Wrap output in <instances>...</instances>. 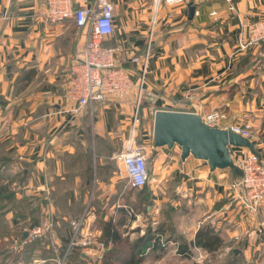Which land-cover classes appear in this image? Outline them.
Instances as JSON below:
<instances>
[{"label":"crops","instance_id":"0c3cea01","mask_svg":"<svg viewBox=\"0 0 264 264\" xmlns=\"http://www.w3.org/2000/svg\"><path fill=\"white\" fill-rule=\"evenodd\" d=\"M47 2L0 0V185L14 189L0 195V240L19 262L57 264L60 251L51 244H69L67 219L80 215L88 200L104 221L124 218L120 229L129 224L138 229L128 217L132 208L118 204L123 192L129 193L125 185L117 189L116 178L125 179L114 155L128 137L139 90L144 120L156 109L201 115L227 111L236 118L225 123L249 127L264 160V39L242 52L235 42L242 23L249 39L253 26L264 21V0H232L234 9L229 0H112L115 32L106 42L118 46L132 87L127 95L90 104L79 116L67 112L72 101L65 93L85 31L73 18L49 22ZM88 3L94 6L97 0ZM69 4L79 8L87 2ZM189 4L195 5L193 16ZM147 51L145 71L141 63L129 61V53ZM240 63L248 65L245 72L238 71ZM142 126L151 191L146 212L156 221V212L164 216L170 207L166 213L173 221L158 222L157 230L163 227L162 237L179 242L164 251L158 247L137 264H264V201L257 211L242 205L230 189L241 173L211 170L191 154L182 159L178 144L155 146L153 118ZM230 148L236 158L247 152ZM170 190L177 195L173 199L167 198ZM46 211L54 212L56 228L50 236L30 239L29 227L39 224ZM205 224L222 241L219 248L192 246L191 256L180 255L182 239L194 241ZM41 251L48 256H40ZM83 255L91 264L102 259L91 251Z\"/></svg>","mask_w":264,"mask_h":264},{"label":"built area","instance_id":"2783aa9c","mask_svg":"<svg viewBox=\"0 0 264 264\" xmlns=\"http://www.w3.org/2000/svg\"><path fill=\"white\" fill-rule=\"evenodd\" d=\"M88 1L86 0L87 4L82 7L72 8L69 0H48L45 12L49 22L61 23L66 18H73L76 26L85 31L86 37L83 49L75 57L65 93V96L72 101L71 105L66 109L72 116H79L85 107L90 104H101L117 96L127 95L132 87L131 73L119 60L118 46H113L106 42L107 38L115 32L112 0H97L94 6L89 5ZM173 1L177 2L179 0ZM229 1L232 3V0ZM230 9H233L232 4H230ZM242 26L245 27L246 24H242ZM257 26L254 36L246 41L242 37L239 38V47L242 51L246 50L253 42L264 39V21ZM129 54H131L129 61L141 63L143 71H145L148 51L144 55H137L134 52ZM138 94V101L133 114L132 132L125 146L116 156L114 155L120 167L119 174L126 179L127 184L132 188H141L149 180V159L146 146L138 145L134 141L139 120L140 90ZM55 112H48L46 115L53 116L52 114ZM201 116L204 122L214 127L222 126L221 122H225L226 119L224 118H227V114L222 109H215ZM229 128L247 138L250 136L249 132L238 124H232ZM236 165L240 168L241 175L234 179L230 189L237 192L242 205L248 211H257L261 205L260 203L264 201V161L260 155L249 152L236 158ZM129 215L137 217L141 213L135 214V211L131 209ZM95 219L96 209L88 200L82 214L70 221L72 236L64 254L59 258L61 264L66 263L69 254L77 246L81 247L83 252L89 253L91 251L99 259L103 257L108 246L104 241L99 240L92 231V223ZM56 221L54 212L53 216L42 218L39 224L29 227V238L36 239L41 236H50L55 229ZM155 222L154 220L152 223L154 224ZM153 230L156 231V236L160 235L157 225L154 226ZM159 240L163 251L171 244H178L177 241L167 240L164 237H160ZM51 247L56 253L60 250L59 243L52 242ZM149 252H152L151 247H148L144 254ZM8 264L23 263L12 261ZM25 264L36 263L28 262Z\"/></svg>","mask_w":264,"mask_h":264},{"label":"water","instance_id":"95a60500","mask_svg":"<svg viewBox=\"0 0 264 264\" xmlns=\"http://www.w3.org/2000/svg\"><path fill=\"white\" fill-rule=\"evenodd\" d=\"M190 15L195 13V5L189 4ZM153 141L155 146L181 147V158L193 155L203 159L211 170L229 168L240 172V168L230 155V146H241L258 155L255 143L233 130L213 127L204 122L201 114L193 111L156 109L153 119ZM241 173V172H240ZM239 250L236 248L234 253Z\"/></svg>","mask_w":264,"mask_h":264},{"label":"trees","instance_id":"16d2710c","mask_svg":"<svg viewBox=\"0 0 264 264\" xmlns=\"http://www.w3.org/2000/svg\"><path fill=\"white\" fill-rule=\"evenodd\" d=\"M241 175V174H239ZM143 195L139 199L138 204L141 205V208L138 210H147L146 205L150 201L151 191L148 188L147 183L141 187ZM14 189L11 187H5L0 185V195L10 194ZM135 211V209L133 208ZM132 219L134 216L131 217ZM125 224L124 218L118 222H114L112 219H108L101 222V230L102 234L100 236L101 241H104L105 244L110 245L109 248L104 253L102 259L97 261H93V263L99 264H137L141 261L145 256L144 252L148 247L152 248V251L160 250L158 247H161L163 250L160 237H162V232L164 228L158 227V231L160 232L159 236L155 235L156 231L149 230L146 231L142 235H138L133 239L127 238V236H123V229H120L121 225ZM130 225V224H129ZM128 226V225H127ZM126 226V227H127ZM125 229V227H123ZM169 228V226H168ZM170 229V228H169ZM166 230H168L166 228ZM153 232V233H152ZM21 236H23V232H19ZM2 238V237H0ZM155 238V239H154ZM167 240H172L171 236L166 238ZM195 240L192 242H186L182 239L179 243L177 251L180 255L184 257L191 256L190 248L192 246H197L201 248H205L208 250H216L222 244V241L217 238L214 230L208 225L205 224L202 228L198 230ZM178 241V240H177ZM179 242V241H178ZM66 245L60 247V253L64 254ZM234 253V252H233ZM18 261L16 256L12 255L9 250V244L0 240V264H8L6 261ZM65 264H91L88 258H85L83 255V250L81 247L77 246L73 249V251L69 254L68 261Z\"/></svg>","mask_w":264,"mask_h":264},{"label":"rangeland","instance_id":"374dc122","mask_svg":"<svg viewBox=\"0 0 264 264\" xmlns=\"http://www.w3.org/2000/svg\"><path fill=\"white\" fill-rule=\"evenodd\" d=\"M232 5H233V3H231ZM233 9H234V6H233ZM262 22V21H261ZM260 22V23H261ZM242 24H246V26H247V23L245 22V23H242ZM258 24H256V25H254L253 26V32H252V34L250 35V37H252V36H254V31L256 30V28L258 27L257 26ZM245 26V27H246ZM245 27H243V28H241V30L239 31V33L237 34V36H236V45H237V47H236V50L238 51V52H242V50L240 49V47H239V38L240 37H242L243 38V40L244 41H246V40H248V39H246L245 38V34H244V32L242 31V29H244ZM249 37V38H250ZM248 48V47H247ZM246 48V49H247ZM243 51H246V50H243ZM249 65H251V64H249ZM248 65H243V64H239V66L237 67L238 68V71H244V70H246V68H248L247 67ZM245 72V71H244ZM141 108L139 107V113H138V118H139V120H138V122H137V130H136V133H135V138H134V141H135V143H137L138 145H144V146H146V144L145 143H143L144 141H143V139L141 138L142 136H143V126H142V124H144V122H145V120L146 119H148V121H150V119L151 118H153L154 119V113H155V111H154V113L152 114L151 113V115H150V117L148 116L145 120H144V116H143V114L141 113L142 111L140 110ZM211 111H213V110H211ZM211 111H208V112H211ZM225 111V110H224ZM207 113V112H206ZM225 113L227 114V118H224V119H232L233 117H230L229 116V114L227 113V111H225ZM205 114V113H204ZM133 117H134V115H132V118H131V120H130V129L128 130V134H127V136L128 137H126V139H125V144H126V141L129 139V137H130V134H131V132H132V125H133ZM234 118H236V117H234ZM226 122V121H225ZM224 121H222L221 122V124H222V126H218V127H221V128H223V129H228V130H231L229 127H231V125L233 124H238V125H240L244 130H246L247 132H249V138L251 139V137H252V134H251V131H250V128L249 127H247V126H245L243 123H234V122H232V123H225ZM211 126V125H210ZM214 127V126H213ZM233 130V129H232ZM233 131H235V130H233ZM153 132V131H152ZM236 132V131H235ZM238 133V132H237ZM252 141H253V139H251ZM143 141V142H142ZM254 142V141H253ZM255 143V142H254ZM125 144L124 145H122L120 148H119V150L116 152V154L125 146ZM234 146V145H233ZM232 146V147H233ZM235 147H237V148H244V149H246L247 150V152L246 153H249V152H252L250 149H248V148H246V147H241V146H235ZM255 148H256V150L258 151V149H257V146H256V143H255ZM229 152H230V155L232 156V152H231V148H229ZM116 154H115V156H116ZM258 155H260L259 154V152H258ZM115 156H114V158H115ZM233 157V159H234V162L236 163V157L235 156H232ZM260 157L262 158V160H263V157H262V155H260ZM264 161V160H263ZM229 169V168H228ZM232 170V169H231ZM241 172V171H240ZM122 177V176H121ZM122 178H124V177H122ZM125 179V178H124ZM116 185H117V189H120V188H122L124 185H125V187L128 189L127 190V192L129 193V195L127 196V195H125L124 194V192H123V194L120 196V198H119V202H118V204L121 206V203L122 202H126V203H128L127 204V206L129 207V208H134L135 209V214H139V213H141V215L140 216H135L133 219L135 220V223L138 225V229H131L130 227H129V225L127 226V227H125V229L124 228H122L123 229V231H124V233H123V236L125 237V236H127V238H129V239H133L132 237H138V235H142V234H144L146 231H148L149 232V230H151V231H154L153 230V228H154V226H158L159 225V223H161V222H165V223H170V222H172L173 221V215L172 214H167L166 212H168V211H170V207L169 208H166L164 211H165V215L163 216L162 215V210H159L158 212H156L157 214H156V222L153 224L152 222L155 220H153L152 218H151V214L150 213H148V212H146V210H138L139 208H141V205H139L138 204V202H139V199L141 198V196L143 195V191H142V189L141 188H132L130 185H128L127 184V181H126V179L124 180V181H122V180H119L118 178H116ZM126 191V190H125ZM171 192H170V194L168 193L167 194V198H169V199H173V198H175L177 195H176V193H175V191L174 190H170ZM158 194V193H157ZM159 195V194H158ZM134 199V200H133ZM134 201V202H133ZM133 205V206H132ZM84 208V207H83ZM95 209H96V207H95ZM82 214V213H81ZM161 214V215H160ZM175 215V214H174ZM46 216H53V211H46V213H45V215L43 216V218L44 217H46ZM79 215H77V216H73L72 218H68L67 219V222L70 224V221L72 220V219H75L76 217H78ZM128 217H132V215H128ZM102 221H104L103 219H102V215H101V213H100V211H96V219L93 221V223H92V231H93V233L96 235V237H98L99 239H100V236H101V232H102V230H101V222ZM57 222V221H56ZM159 222V223H158ZM56 228V227H55ZM141 229L143 230L142 232H141ZM153 233V232H152ZM163 237H164V235H163ZM109 246L110 245H108V248H109ZM60 251V250H59ZM59 253V252H58ZM235 254V253H234ZM46 255L48 256V253L46 252V251H41L40 252V256H42V257H46ZM60 257H62L61 255H60V253L57 255V257L55 258L56 259V262H57V264H61L60 262H61V260L59 259ZM49 261V260H48ZM67 261V260H66ZM41 264H52V263H49V262H42ZM55 264V263H54ZM65 264V263H64ZM94 264H96V263H94ZM162 264H173L172 262L171 263H169V262H166V263H162ZM249 264V263H248Z\"/></svg>","mask_w":264,"mask_h":264}]
</instances>
